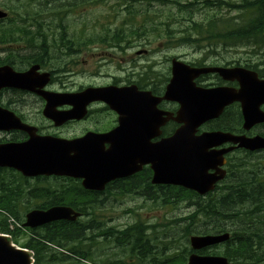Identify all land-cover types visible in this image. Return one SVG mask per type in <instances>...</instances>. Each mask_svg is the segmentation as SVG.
<instances>
[{
    "label": "trees",
    "instance_id": "obj_1",
    "mask_svg": "<svg viewBox=\"0 0 264 264\" xmlns=\"http://www.w3.org/2000/svg\"><path fill=\"white\" fill-rule=\"evenodd\" d=\"M107 1L89 0V3L96 5ZM110 1L114 5L103 9L101 16L104 19L112 16L115 26H104L86 38L81 34L83 31L79 36L69 37L63 29L64 24L59 34L50 31L54 22L52 14L57 17L68 12L75 6L71 0H58L57 3L55 0H0V7L7 11V16L0 20V44L35 45L36 48L29 51L36 54L26 56L27 62L34 63L43 61L46 51L60 52L62 54L53 60L55 66H60L63 56L81 52L89 45L123 50L134 39L145 43L164 39L171 46L186 45L200 51L201 56L190 62L193 66H226L234 62L264 74V0ZM128 1L127 9L115 10L117 2ZM56 42H61L60 47H56ZM242 47L249 55L243 62L232 61L223 53ZM137 85L142 88L139 83ZM168 127L171 132L176 124L170 122ZM208 128L231 131L240 130V125L228 124L222 118L209 123ZM9 172L13 175L12 170L0 168V233L8 234L11 241L32 252L33 264H134V260L139 264H185L192 252L189 235L225 232L230 234L225 243L198 253L220 254L235 264H264V153L237 151L232 154L227 158V176L204 196L178 186H155L154 190H159L135 193L174 207L182 204L188 211L172 222L182 223L178 228L184 238L183 247L175 246V237H172L173 245L169 249L174 252L162 259L154 252L150 260V253L156 249L152 241L158 239L150 236V228L155 224L137 220L123 228H115L109 226L104 217V220L100 218L106 207L104 195L112 194L113 187L120 189L122 195L134 194L126 190L149 178L148 171L135 180H118L103 192L85 191L71 179L49 178L65 181V185L27 190V196L45 198L31 209L21 200L22 184L5 174ZM18 177L26 183L29 180ZM47 179L38 177L35 180ZM73 183L75 185L66 187ZM56 205L72 207L80 213L79 217L34 229L23 227L26 212ZM112 248L120 251L110 256L107 250ZM105 256L110 258L105 259Z\"/></svg>",
    "mask_w": 264,
    "mask_h": 264
},
{
    "label": "water",
    "instance_id": "obj_2",
    "mask_svg": "<svg viewBox=\"0 0 264 264\" xmlns=\"http://www.w3.org/2000/svg\"><path fill=\"white\" fill-rule=\"evenodd\" d=\"M6 15L0 9V19ZM170 64V78L162 96L138 90L135 85L87 87L76 93L42 92L36 87L42 88L49 74L41 73L40 81L33 78L37 66L26 73H14L9 67H1L0 88L17 87L39 93L46 101L43 115L55 126L69 119H82L89 104L95 101L104 102L113 110L118 115V124L105 134L88 132L78 138L65 139L38 136L35 128L21 124L10 113L0 111V130H22L29 136L20 144L0 145V167L14 169L27 177L56 175L81 178L85 188L102 190L110 180L134 173L142 164H150L154 183L179 185L202 195L213 190L215 183L225 175L222 168L224 155L235 148L264 149V137H247L219 130L197 131L233 102L240 103L245 130L263 120L259 107L264 103V78L258 79L254 71L240 66L193 67L176 58H172ZM209 73H216L223 81H236L238 89L202 87L195 83L200 75ZM162 101L176 103V110L159 109ZM62 105H71L72 109H57ZM168 121L178 124L174 132L152 142V138L159 136L160 127ZM225 143L231 145L217 148ZM78 216L79 213L72 208L61 205L46 210L33 209L25 214L23 226L35 228L56 220L73 221ZM227 238V233L192 235L190 245L197 251ZM32 262L27 250L18 249L5 234H0V264ZM187 264L233 263L220 255L191 253Z\"/></svg>",
    "mask_w": 264,
    "mask_h": 264
},
{
    "label": "rangeland",
    "instance_id": "obj_3",
    "mask_svg": "<svg viewBox=\"0 0 264 264\" xmlns=\"http://www.w3.org/2000/svg\"><path fill=\"white\" fill-rule=\"evenodd\" d=\"M71 1L75 3V6H71L68 12L57 15L59 20L52 14L54 22L51 25L50 31L54 32L55 35L61 32V24H64L63 29L69 37L73 35L79 36L78 34L83 31L81 34L86 38L93 33V31L101 30L104 26H115L116 23L112 16L108 19H104L101 16L103 9L114 5L112 1L108 0L104 4L96 5L89 3V0H85L84 3H81V0ZM57 2L58 0H55V3ZM199 2H201V0H199ZM129 3L130 1L127 3L117 2L114 8L117 11L125 10ZM102 5L105 8H101ZM0 9L4 10L1 7ZM165 42L166 40L164 39H158L145 43L143 40L137 41L134 39L133 42L129 43L130 47L123 49V51H125L124 54L119 52V49L107 48L104 45H89L85 47L84 50L77 53L76 59L78 63L75 66V74L65 83V86L75 91L79 86L85 84L109 83L112 78L127 77L128 79L139 81L147 88H161L169 73L171 57H178L187 62H194L196 58L201 56L200 51H196L189 46H171ZM25 44L26 43L14 44L12 46ZM55 45L56 47H60L61 42H56ZM246 51L247 49L242 47L236 50L223 51V53L232 61L243 62L249 58ZM55 56H57V54H55ZM66 58L67 57H64V60H66ZM105 60H108V63H105ZM97 74H101L102 76L96 77ZM26 117L32 122L44 121L40 115H37V120L31 119L28 113ZM92 118L96 121L86 122L85 125L81 126L75 125L64 130V132L68 133L70 136H74L81 133H79V130L82 127V130L93 127H105L104 121L108 119L112 120L111 116H105L102 111H94ZM47 124L48 123L45 122V125ZM5 174L11 175L10 172ZM11 176L14 181L22 184L24 195L21 200L23 203L27 204L30 209L45 198L27 196V190L33 187L51 188L52 186L65 185V181L54 179L43 181L28 180L26 183L21 180L18 177L20 175L14 171ZM104 196L106 200V209L101 211L100 218L104 220V217L106 219L105 222H107L109 226L123 228L133 224L134 221L137 220L148 225L155 224L154 228H150V236L153 238V235H155L158 239L152 241V245H154L156 249L152 250L148 260L151 259L154 252L157 253L158 259H162V257L174 252L173 249H169V247L173 245L170 240L172 237H175V246L179 244L183 247L184 238L178 228L179 224L182 223H172L175 221L176 217H182L188 213L187 208L182 204L174 207L171 204H162L160 201L149 200L146 196L140 197L132 193L122 195L119 191H116L115 194H107ZM118 251H120V249L112 248L111 250H107V253L113 256V253ZM104 258L107 259L110 257L105 256ZM133 263L139 264L136 260H134Z\"/></svg>",
    "mask_w": 264,
    "mask_h": 264
},
{
    "label": "flooded vegetation",
    "instance_id": "obj_4",
    "mask_svg": "<svg viewBox=\"0 0 264 264\" xmlns=\"http://www.w3.org/2000/svg\"><path fill=\"white\" fill-rule=\"evenodd\" d=\"M127 46L126 48H128ZM35 45H18V46H12L9 44H0V68L1 67H9L16 73H25L29 69H31L34 66H37V70L32 74L33 78H36L38 81H40L42 78L40 76V73L47 72L49 74V79L47 83L42 87L38 88L37 90H40L42 92H55V93H71L74 92L71 89H68L65 86V83L74 76L75 74V66L78 63V60L76 59L77 53L79 52H73L70 56H63L61 59L60 66H55V60L56 56L55 54L60 55L62 53L60 52H49L46 51L45 58L43 61H40L38 63H34L33 61L27 62L26 56L30 54H36L35 52H30L29 50L35 49ZM102 49V48H99ZM119 52L122 54L125 53V51L119 49ZM139 55V54H138ZM64 57H67L66 60H64ZM105 63H108V60L104 61ZM97 76H102L101 74H97ZM104 76V75H103ZM210 78H214V75H209L202 77L200 80V83L207 86H220L225 85L231 88H236L237 84L236 82H218V81H211L209 82ZM129 83H137V81H134L132 79H128L127 77L124 78H112L109 81V84L116 85V86H124ZM108 83H95V84H85L82 86H79L77 88L78 91L82 88L88 87V86H105ZM142 87H144L142 85ZM147 88V87H145ZM45 99L37 92L30 91L27 89H21L17 87H8L3 86L0 88V109L9 111L13 113L15 116H17L22 122H25L29 125H32L35 130L36 134L39 136L43 135H54V136H62L67 138H72L76 136H82L87 133V131H94L98 133H103L115 126L113 124L108 130L102 131L106 129L110 124L105 123V127H93V128H86L84 130L83 127L80 128L78 135L70 136L68 133L64 132V130L71 128L75 125H85L86 122H92L96 121L94 118H92L94 111H104L108 112L110 111L106 106L99 104V103H92L88 107V111L86 115L79 120L76 119H69L62 123L59 126H55L53 121L46 118L43 115V108L45 105ZM57 109L62 111H68L72 109L71 105H62L57 107ZM95 109V110H93ZM231 113V121L238 125L241 123L242 125V116L240 113V107L239 104L233 103L230 106L226 108ZM111 112V111H110ZM29 114V117L33 120H37V115H40L43 122L37 121L32 122L30 119L26 117V114ZM112 113V112H111ZM114 115V113H112ZM45 122L48 123L45 125ZM262 130H264V123L259 125ZM164 128V127H163ZM162 128V130H163ZM82 130V131H81ZM161 130V136L166 137L168 136V131H162ZM27 140V134L21 130H0V145L2 144H10V143H18L23 142ZM147 170L150 171L149 178L146 177L142 181L135 184V187L132 189H127L126 191H132L134 193H144V192H154L156 185H153L151 183V175L152 172L149 169L148 166H145L142 168V170L139 173H135L133 175H130L128 177H124L122 180L124 182L135 180L139 178L143 173H147ZM120 179V178H118ZM118 181V180H116ZM116 181H111L105 185V189L108 187H112ZM113 190L115 187L112 188ZM120 191V190H117Z\"/></svg>",
    "mask_w": 264,
    "mask_h": 264
}]
</instances>
